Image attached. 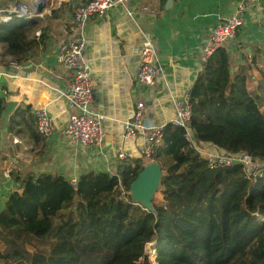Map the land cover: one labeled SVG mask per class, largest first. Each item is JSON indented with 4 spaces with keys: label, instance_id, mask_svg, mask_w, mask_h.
<instances>
[{
    "label": "trees",
    "instance_id": "trees-1",
    "mask_svg": "<svg viewBox=\"0 0 264 264\" xmlns=\"http://www.w3.org/2000/svg\"><path fill=\"white\" fill-rule=\"evenodd\" d=\"M71 11L62 4L49 17ZM43 20L12 15L0 22L6 55L20 63L45 51L50 29ZM233 65L221 48L191 86L193 139L264 161V70L261 94H254L247 86L251 67ZM26 113L17 110L9 120L15 136L31 117ZM143 159L123 161L117 175L82 174L74 186L51 175L27 182L0 212V244L11 247L0 251V264H264V174L251 182L241 166L210 169L184 130L167 124L153 157L163 172L161 199L152 198L147 211L119 199L129 195ZM151 242L154 262L144 255Z\"/></svg>",
    "mask_w": 264,
    "mask_h": 264
},
{
    "label": "crops",
    "instance_id": "crops-1",
    "mask_svg": "<svg viewBox=\"0 0 264 264\" xmlns=\"http://www.w3.org/2000/svg\"><path fill=\"white\" fill-rule=\"evenodd\" d=\"M37 1L0 0V20L10 16L12 5H24L29 12H36ZM42 1L39 18H44L42 27L50 29L48 48L13 70L9 65L13 58L6 55V45L0 44V212L11 194H20L27 182L42 175L62 176L69 181L89 172L117 175L125 161L117 158L120 150L131 154L129 160L141 158L140 139L121 141L124 123L135 104L144 103L147 123L168 124L175 115V101L189 92L202 69L200 54L211 32L222 19L234 14L240 0H129L125 8L94 15L87 21L84 57L93 84L91 110L103 115L105 132L103 144L94 148L80 147L62 133L74 109L65 85L69 76L56 63L60 46L72 34L73 15L86 0ZM62 4L72 13L67 12L63 19L50 18V11ZM145 41L153 43L154 64L160 69L159 78L150 87L135 81ZM223 48L234 69L244 63L251 67L248 89L261 94L257 88L260 71L264 70V0L247 6L242 26ZM26 108V115L31 117L24 116L27 121L15 136L9 130V120L17 110ZM37 108L46 109L52 117V135L38 133L34 117ZM143 162L148 164L145 159Z\"/></svg>",
    "mask_w": 264,
    "mask_h": 264
},
{
    "label": "built area",
    "instance_id": "built-area-1",
    "mask_svg": "<svg viewBox=\"0 0 264 264\" xmlns=\"http://www.w3.org/2000/svg\"><path fill=\"white\" fill-rule=\"evenodd\" d=\"M257 2L258 0H240L234 14L222 19L218 23L201 51L200 62L202 67L217 50L223 48L228 41L235 38L237 30L244 22L247 6L249 4H256ZM128 3L129 0H86V3L75 11L72 18V34L67 42L60 46L56 56V63L59 69L66 72L69 76L65 81V85L69 91L68 100L70 106L74 109V113L68 117L62 133L80 147H100L105 138L103 129L104 117L91 110L93 103V84L90 67L84 57L86 44L84 28L92 16H101L119 7L125 8ZM142 9L145 11L147 7H143ZM9 12L10 16L2 17L1 22H9L12 15L26 19L39 18L41 16L40 13L29 12L28 8L24 5L9 8ZM155 59L156 51L153 43L151 41H145L141 46L139 64L135 77V81L140 86H153L159 78L160 69L154 64ZM9 65L13 70L20 68V65L11 59L9 60ZM1 93L2 90L0 87V95ZM34 117L37 131L40 135L50 136L54 133L55 127L53 119L46 109H35ZM190 122L191 107L189 94L186 93L175 101V115L168 124L184 130L186 140L206 160L208 167L212 170H217L234 165L241 166L245 176L251 182H254L257 177L264 174V161L256 160L246 152L228 153L217 150L216 148L212 149L208 145L197 144L193 139ZM164 126L147 123L144 115V103L137 102L135 108L124 123L121 141L126 143L140 139V157L148 161V164L152 163L154 162L153 157L163 141ZM129 157H131V154L124 150H120L117 153V158L120 160H127ZM71 184L74 186L76 181L72 180ZM128 196V194L122 192L119 199L121 201H131ZM132 202L148 211L139 202Z\"/></svg>",
    "mask_w": 264,
    "mask_h": 264
},
{
    "label": "water",
    "instance_id": "water-1",
    "mask_svg": "<svg viewBox=\"0 0 264 264\" xmlns=\"http://www.w3.org/2000/svg\"><path fill=\"white\" fill-rule=\"evenodd\" d=\"M43 8V1L38 0L36 4V12L41 13ZM162 176L161 166L156 162L144 166L143 170L131 186L128 196L129 200L139 202L146 209L152 211L151 200L160 186Z\"/></svg>",
    "mask_w": 264,
    "mask_h": 264
},
{
    "label": "rangeland",
    "instance_id": "rangeland-1",
    "mask_svg": "<svg viewBox=\"0 0 264 264\" xmlns=\"http://www.w3.org/2000/svg\"><path fill=\"white\" fill-rule=\"evenodd\" d=\"M22 1H24L25 3H28L27 2L28 0H22ZM15 6H17V5H12L10 8H15ZM167 161H168V163H170V160H167ZM157 186H158V183H157ZM160 198H161V195L159 193L155 192V194L153 196V199H154L153 201H155L156 203H158L160 201ZM151 202H152V200H151ZM154 243L155 242H151V243H149L151 245L147 244L145 246V248H144V255L147 257V259L150 262H154L155 256H156V249H155V244ZM10 248L11 247L8 244L5 245V246H4V244L3 245L0 244V251L1 250L8 251V250H10ZM150 249H153V251H154V254L153 255L150 254Z\"/></svg>",
    "mask_w": 264,
    "mask_h": 264
}]
</instances>
